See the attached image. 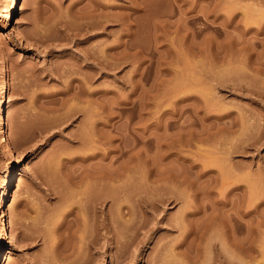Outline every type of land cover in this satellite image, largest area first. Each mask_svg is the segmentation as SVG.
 <instances>
[{"label": "rangeland", "instance_id": "obj_1", "mask_svg": "<svg viewBox=\"0 0 264 264\" xmlns=\"http://www.w3.org/2000/svg\"><path fill=\"white\" fill-rule=\"evenodd\" d=\"M9 2L0 264H264V0Z\"/></svg>", "mask_w": 264, "mask_h": 264}, {"label": "bare ground", "instance_id": "obj_2", "mask_svg": "<svg viewBox=\"0 0 264 264\" xmlns=\"http://www.w3.org/2000/svg\"><path fill=\"white\" fill-rule=\"evenodd\" d=\"M10 2H9V6H8V8L6 9V13L4 14L5 16H4V20H6L7 21V23H8V27H7V29H8V32H6V33H1L2 34V39H3V41L4 42H8V41H12V39H11V35L12 34H15L16 32H17V29H18V26H17V24L14 22V19H15V9L17 8V5H18V2H19V0H9ZM18 34V38L20 39V40H22L23 39V34L21 33V32H18L17 33ZM90 55V54H89ZM98 60V59H97ZM97 60H96V62H97ZM100 63V64H99ZM98 64L100 65L99 67H103V64L101 63V61L99 62ZM107 63V62H106ZM105 63V64H106ZM97 64V65H98ZM101 70H103V69H101ZM7 86H8V81H7V69L6 68H2V70H1V72H0V97H3V93H5L6 92V90H7ZM5 114H4V108H3V104H2V101L0 100V143L4 146V147H7L6 149L7 150H9V154H10V162H9V164L7 165V167H6V169H5V171L3 172V175H2V177H1V182H0V263H1V258H2V256L4 255V253H5V251L10 247V246H12L13 245V241H14V238H13V235L9 232V226H8V223H7V218H6V211H7V202H8V200H9V197H10V194H11V191H12V187H13V177H14V175H15V172H16V167H17V165H18V163H19V165H18V167L20 168L21 167V157H20V154H19V152L16 150V148L14 147V143H11V140L9 139V137H8V135H7V132H8V129H7V127H6V125H5ZM11 148L13 149V153L11 152ZM94 169V168H93ZM93 169H92V171L91 172H93ZM95 169H97V168H95ZM101 169V168H100ZM102 171V170H101ZM91 172H89V173H91ZM104 172V171H103ZM96 173V172H95ZM105 173V172H104ZM113 173V172H112ZM111 173V174H112ZM88 174V173H87ZM100 174V173H99ZM99 174H92V175H89L88 174V176H87V178H82L81 180H79V182L77 181V184L78 185H83L82 187H83V194H85L86 196H88V195H91V193L93 194V191H91V190H93L94 189V187L95 186H99V188L100 187H102V186H104L105 184V182H106V180L109 178V175L107 174V179H106V175L103 177L102 175H99ZM115 174V173H114ZM85 174H83V176H84ZM113 175V174H112ZM117 174H115L114 176L115 177H117L116 176ZM83 176H81V177H83ZM120 175L118 174V177H119ZM79 177V176H78ZM85 177V176H84ZM117 177V178H118ZM122 177V176H121ZM120 177V178H121ZM117 178H115V179H117ZM148 178V177H147ZM160 178V177H159ZM158 178V179H159ZM112 179H114V177L112 178L111 176H110V179L109 180H111L112 181ZM119 179V178H118ZM117 179V180H118ZM160 179H162V178H160ZM155 180V179H154ZM114 181V180H113ZM121 181V180H120ZM150 181V180H149ZM152 181V180H151ZM74 182V181H73ZM85 182V183H84ZM108 182V181H107ZM116 182V181H115ZM122 182V181H121ZM114 183V182H113ZM112 183V184H113ZM76 184V185H77ZM104 184V185H103ZM118 184V183H117ZM122 185V184H121ZM114 186H115V184H114ZM120 186V185H119ZM118 186V187H119ZM117 187V188H118ZM92 188V189H91ZM96 189V191H98L97 190V187H95ZM104 188V187H103ZM80 189V188H79ZM105 189V188H104ZM122 189V188H121ZM121 189H119V190H121ZM88 190H90V192H88ZM108 190V187L106 188V191ZM113 190H114V188H113ZM116 190V189H115ZM105 191V195L104 196H106V193L108 194L109 192L107 191L106 192ZM122 191V190H121ZM101 192H102V190H101ZM98 193H100V192H98ZM5 195H7V198H6V200H5V203H3V198H4V196ZM76 195H77V192H76ZM79 195H80V192H79ZM100 195H101V193H100ZM100 195H98L99 197H101ZM103 195V194H102ZM70 196V195H69ZM86 196H85V198H86ZM91 196H93V195H91ZM97 195L95 194V197H96ZM104 196H102V197H104ZM97 198V197H96ZM105 198V197H104ZM111 198H113L112 196H111ZM147 198V197H146ZM87 199V198H86ZM85 199V200H86ZM89 199H90V197H89ZM140 199V198H139ZM168 199V198H167ZM171 199V198H170ZM175 199V198H174ZM92 200V199H91ZM100 200V199H99ZM158 200V199H157ZM156 200V201H157ZM161 200H163V199H161ZM88 201V200H87ZM93 201V200H92ZM97 201H98V199H97ZM102 201V200H101ZM146 201V200H145ZM93 202H96L95 200L93 201ZM93 202H92V204H93ZM152 202H154V201H152ZM158 202V201H157ZM164 202V201H163ZM103 203V202H102ZM101 203V205H103ZM142 203H143V201H142ZM149 203V202H148ZM3 204H4V206H3ZM90 204V203H89ZM145 205H146V203H144ZM86 205V204H85ZM96 205V204H95ZM144 205V206H145ZM150 205H152V203H150ZM149 205V206H150ZM87 206H88V204H87ZM143 206V205H142ZM81 207V206H80ZM84 207V206H83ZM88 207H90V205L88 206ZM92 207V206H91ZM148 207V206H147ZM151 207V206H150ZM153 207H154V205H153ZM82 208V207H81ZM98 208V207H97ZM80 209V208H79ZM83 209V208H82ZM145 209V208H144ZM152 210V209H151ZM72 211H73V208H72ZM77 211L80 213V216H79V223H81V225L82 226H84L87 222H89V218H90V216L87 214V212L84 210H81L80 209V211L77 209ZM107 210H105L103 207H101V209H100V215H99V217H98V219H97V221H98V223H99V226H100V228L103 230V229H105V231L107 230V212H106ZM129 211H130V209H129ZM94 212H96L95 210H94ZM191 212V211H190ZM97 213V212H96ZM185 213V212H184ZM194 213V212H193ZM78 214V213H77ZM192 214V213H191ZM185 215H186V213H185ZM184 215V216H185ZM92 218H94L93 216H91ZM81 220V221H80ZM214 222V221H213ZM90 223V222H89ZM92 223V222H91ZM95 222H93V224H94ZM88 224V223H87ZM96 224H97V222H96ZM213 224H215V223H213ZM85 227V226H84ZM95 227H97V226H95ZM79 228V227H78ZM87 228V227H86ZM99 228V227H98ZM216 228V227H215ZM83 229V228H82ZM95 229V228H94ZM81 230V229H80ZM85 230V229H84ZM184 230V229H183ZM229 230V229H228ZM99 231H100V229H99ZM231 231V230H230ZM82 232H83V230H82ZM81 232V233H82ZM95 232H96V230H95ZM102 232V231H101ZM198 232V231H197ZM99 233V232H98ZM97 233V234H98ZM103 233V232H102ZM204 233V232H203ZM101 234V233H100ZM104 234V233H103ZM102 234V235H103ZM79 235H80V238L82 237V235L79 233ZM85 235V234H84ZM101 235V236H102ZM104 237H105V235H103ZM102 236V237H103ZM201 236V235H200ZM215 236V235H214ZM232 237V236H231ZM87 238V237H86ZM107 238V237H106ZM232 238H234V237H232ZM231 238V239H232ZM242 238V237H241ZM243 238H246L245 236L243 237ZM242 238V239H243ZM248 239L249 238H247L246 240L248 241ZM233 240V239H232ZM250 240V239H249ZM80 241H81V239H80ZM107 241V240H106ZM234 241V240H233ZM238 241H240L239 239H238ZM237 241V242H238ZM244 241V240H243ZM246 241V242H247ZM91 242V241H90ZM245 242V243H246ZM251 242V241H250ZM250 242L249 243H247V244H250ZM93 243V242H92ZM236 243V242H235ZM234 243V244H235ZM86 244V243H85ZM233 244V243H232ZM242 244V243H241ZM251 244H253L252 242H251ZM235 245H238V244H235ZM245 245V247H246V244H244ZM211 246V245H210ZM215 246V245H214ZM231 246V245H230ZM239 246V245H238ZM241 246V245H240ZM239 246V247H240ZM212 247V246H211ZM217 247V246H216ZM233 247V246H232ZM238 247V248H239ZM250 247V246H249ZM237 248V249H238ZM243 248V247H242ZM247 248H248V246H247ZM235 249H236V247H235ZM240 249H241V247H240ZM245 249V248H244ZM250 250H251V248H249ZM249 249H247V251H246V255H248L247 257H249L250 256V254H248V250ZM246 250V249H245ZM244 250V251H245ZM215 251V250H214ZM213 251V252H214ZM237 251V250H236ZM222 252V251H221ZM251 252H252V250H251ZM220 253V252H219ZM245 253V252H244ZM225 254V253H224ZM220 255V254H219ZM217 256V255H216ZM219 257V256H218ZM222 257H223V255H222ZM221 257V258H222ZM228 257V256H227ZM229 258V257H228ZM250 258V257H249ZM214 259H215V257H214ZM220 259V258H219ZM218 259V264H227V262L225 261V259L224 258H222V259H220L219 260ZM243 259V258H242ZM216 260V259H215ZM226 260H228V259H226ZM229 260H230V258H229ZM246 260H247V258H246ZM229 262H231V260L229 261ZM228 262V263H229ZM236 262V261H235ZM241 262V261H240ZM243 262V261H242ZM241 262V263H242ZM246 261H244V263H245ZM250 262V261H249ZM233 263V262H232ZM243 263V264H244ZM248 263V262H247ZM214 264V263H213ZM230 264V263H229Z\"/></svg>", "mask_w": 264, "mask_h": 264}]
</instances>
